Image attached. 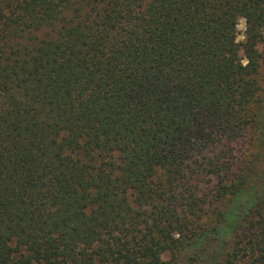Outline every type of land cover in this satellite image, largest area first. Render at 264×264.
Segmentation results:
<instances>
[{"label": "trees", "instance_id": "1", "mask_svg": "<svg viewBox=\"0 0 264 264\" xmlns=\"http://www.w3.org/2000/svg\"><path fill=\"white\" fill-rule=\"evenodd\" d=\"M262 45L264 0H0V264H264Z\"/></svg>", "mask_w": 264, "mask_h": 264}, {"label": "rangeland", "instance_id": "2", "mask_svg": "<svg viewBox=\"0 0 264 264\" xmlns=\"http://www.w3.org/2000/svg\"><path fill=\"white\" fill-rule=\"evenodd\" d=\"M245 30H246L245 22H244V20H240L238 22V25H237V41L238 42H243L244 41ZM258 49L262 53V62H261L260 69H259V76H260V79H261L262 83H264V45L259 46ZM238 55L240 57H242V52L240 50L238 51ZM242 62L244 63L245 61L242 60ZM250 137L255 138V128L252 131L245 132V135H244L245 140L242 141L239 145H241L243 148L244 147H249V150L252 152L253 147L251 149V145L249 143V138ZM261 168H264V161H262L260 163V170H261ZM215 249H216V245H210L206 249L208 254L206 255V260H205V262L203 264H207L208 263V260L210 258V254H213ZM171 257H172V255L170 253H168V252H165V253L162 254V259H164V260H169ZM188 259L189 258H188L187 254L183 255L181 257V259L179 260L178 264H190ZM200 264H201V262H200Z\"/></svg>", "mask_w": 264, "mask_h": 264}]
</instances>
